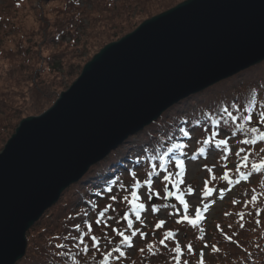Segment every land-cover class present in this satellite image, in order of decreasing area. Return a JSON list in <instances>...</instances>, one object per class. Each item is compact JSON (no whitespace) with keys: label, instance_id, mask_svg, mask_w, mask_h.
<instances>
[{"label":"water","instance_id":"95a60500","mask_svg":"<svg viewBox=\"0 0 264 264\" xmlns=\"http://www.w3.org/2000/svg\"><path fill=\"white\" fill-rule=\"evenodd\" d=\"M264 62V0H185L105 45L0 153V264L89 170L190 96Z\"/></svg>","mask_w":264,"mask_h":264},{"label":"trees","instance_id":"16d2710c","mask_svg":"<svg viewBox=\"0 0 264 264\" xmlns=\"http://www.w3.org/2000/svg\"><path fill=\"white\" fill-rule=\"evenodd\" d=\"M184 0H24L23 4H28L27 9L18 0H0V54L3 60L8 63V71L4 76H8L7 81L9 85L6 86L4 92L0 93V130L4 129L6 125L10 124L12 119L22 120L30 116L26 111H18V109L9 102V96H14L21 86L26 85L28 88L26 105L29 106L33 115H40L46 111L57 99L60 92L64 91L66 87L61 81L52 83V86L45 85L38 77L33 78L24 77L26 75L17 73L21 71V66L26 62V57L40 55L43 46L52 48L54 41H60V36L64 33L74 35L80 34V37L88 35L94 42L90 46L84 47L82 55H76L72 50L73 44H67L68 52L65 54L70 56L69 63L83 58L87 52H91L94 56L103 46L112 42L118 36H123L128 32L126 29L130 28L135 17L133 13L152 14V10H158V13L170 9ZM149 2L150 6L146 4ZM141 4V6H140ZM19 6V7H17ZM24 8L25 12L20 14L21 17L28 15L29 19H33L37 31L34 28L28 30H21L18 24L15 23L16 9ZM138 8L140 10H138ZM105 9V10H104ZM151 12V14H150ZM131 14V16H130ZM49 15L52 18L48 17ZM22 19V18H21ZM17 20H20L17 19ZM57 21L60 24L59 31L56 35L49 36L48 30L51 27L50 22ZM11 22V23H10ZM117 23V24H116ZM90 27V28H89ZM132 29L135 28L131 27ZM6 30L8 34H6ZM55 34V33H54ZM9 39L13 46H8L7 49L3 47V40ZM28 45L32 51L28 54ZM90 50V51H89ZM54 53L53 56H55ZM91 55V56H92ZM77 56V57H76ZM90 56V57H91ZM89 57V58H90ZM53 58V57H52ZM87 59V61L89 60ZM46 64L50 62V58H46ZM68 63V64H69ZM30 65L28 64V67ZM37 62L31 68L36 67ZM58 71V70H56ZM70 78L69 74L65 75ZM31 79V80H30ZM72 82L73 78L67 79V82ZM13 85H10L11 83ZM70 82V83H71ZM10 86H14L13 90ZM20 94V93H18ZM233 97H241L242 102L247 103L248 99H257L258 104H264V62L258 66L250 68L243 73L237 74L233 78L225 80L206 91L191 96L179 104L168 109L163 113L157 121L150 124L141 132L127 139L109 157L101 163L93 166L89 172L77 184L68 188L61 196L59 202L52 207L57 209L56 214L50 217V220L44 225V231L37 236L33 234L35 226H41L49 214L47 211L44 216L34 225V227L27 232V249L24 258L17 264H100L101 256L94 250L90 249V254L80 253L78 258L73 261L72 258L57 259L54 256V249L50 247L51 237L59 235L64 232L65 217L71 215L73 211H79L82 205H86L89 197L96 200L94 193L99 190L101 186L105 185L106 181L115 180L118 177L123 180H128V175L125 174V169L133 166L134 160L140 159L141 167L133 170L141 171L144 178L146 170L150 169L149 164L143 157H141L142 149L158 148L159 141L165 140L167 136L175 135V140H168L167 144L182 143L184 137L178 132L179 127L185 130L192 129L194 132V139L200 138L201 135H206L199 125L206 124L205 116L211 115L210 109L224 106L226 102L230 103ZM258 115L259 108L255 109ZM13 120V121H14ZM12 126V124L10 125ZM7 129V128H6ZM199 140V139H198ZM232 140V148L236 150L242 145L237 143L236 138ZM195 153L200 145L197 143ZM248 147V151L252 153L251 160H257L260 155L259 149L264 148V143L244 146ZM189 154V147L184 149ZM214 165L220 169L215 176L220 177L223 174L222 164L219 161V151L214 152ZM150 151H145L144 156L150 155ZM198 156V155H196ZM237 158L232 156L227 162L228 167L232 169V175H235V164ZM155 163V161H153ZM146 166V167H145ZM171 169V166L169 167ZM205 179L209 178L210 174L205 170ZM194 185V184H193ZM209 187L220 189L234 188V196H230L224 203V208L219 214V220L213 221L206 231L200 232L191 226L182 225L177 226L174 219L170 218V224L166 223V228L157 230L155 235L152 234L154 224L158 221L155 219V214L152 219L149 237L144 240L138 238V244L132 249L134 254L128 255L126 251V258L114 262V264H151L149 259L151 255L147 253H140L139 249L145 247L148 243L154 244L155 256L159 264H163L162 257H165L164 263L173 264L172 253L161 247L158 243L161 234L164 230H173L179 234L177 228L187 230V232L177 240L182 246V250L189 243L193 246V253L188 254L184 250L182 261L187 260L188 264H198L199 253H204V264H264V174L254 173L249 177L248 181L241 182L236 185H228L225 181L217 179L209 184ZM203 189V186L201 187ZM123 195L124 193L121 192ZM252 195H257L258 199L255 204L250 202ZM245 201H248L245 206ZM108 203L106 199L99 202L102 207ZM125 208V207H124ZM169 208V207H168ZM168 208H164L165 210ZM124 211V209H123ZM49 212V213H48ZM166 212H168L166 210ZM259 213V214H257ZM131 216V214L129 213ZM153 215V214H152ZM241 216L243 217L241 219ZM244 227L241 228L240 225ZM220 226V229L217 228ZM200 227L201 222H200ZM51 229V231H50ZM222 229V231H221ZM96 235L102 234L101 228L94 229ZM110 231V230H109ZM225 235L231 237V241L224 238ZM203 236V239L198 237ZM209 238L210 240H206ZM118 239V238H117ZM87 242V241H86ZM208 247L205 248L204 245ZM212 245L218 249L217 252L212 251ZM174 247V244L169 242V248ZM74 252L76 250H73ZM209 253V254H208ZM92 255V259L87 261L86 256ZM154 257V258H155ZM151 260V259H149ZM156 262V260H155ZM156 264V263H155Z\"/></svg>","mask_w":264,"mask_h":264},{"label":"snow or ice","instance_id":"6c2138e0","mask_svg":"<svg viewBox=\"0 0 264 264\" xmlns=\"http://www.w3.org/2000/svg\"><path fill=\"white\" fill-rule=\"evenodd\" d=\"M257 99H248L247 103H244L241 97H233L230 103L226 102L224 106L214 110L210 109L211 115L205 116L206 124L199 125L206 135L196 141L200 145L197 154L207 158L208 155L218 150L219 161L224 162L222 164L224 171L220 177L213 174L215 165L205 164L203 166L204 170L210 174L209 178L205 179L202 189L203 208L197 207L194 213L190 214V206L185 197L193 195L195 190L190 185L185 188L181 187L185 184L184 158L195 160L197 156H188V153L184 151L188 147L186 143H172L168 146V140L174 141L176 137L175 135L167 136L165 140L157 142L158 148L142 149L141 157L151 164L143 179L138 178V172L133 170V168L141 167L140 159H136L133 166L125 169V174L130 177V183L126 184L118 177L115 180L106 181L105 185L94 193L96 197L109 201L108 203L101 207L98 200L89 197L87 204L82 205L79 211L74 210L71 215L65 217L64 232L51 237L54 243H51L50 247L54 249V256L57 259L72 258L75 261L80 253L90 254L91 249L100 254V264H114V262L126 258L125 249L134 247V238L138 236L144 240L148 236V233L142 230L146 227L142 213L149 209L155 214L161 208L172 207L175 211L169 212V215L178 217L177 224L186 222L202 233L203 228L200 227V221L203 217L201 213L207 211L210 205L205 201L212 197L216 191L215 188L209 187L212 181L221 179L228 185H238L242 181H248L254 173L264 174V155H260L257 160L250 161L252 153L248 151V147H244L264 143V104H258ZM256 108H259L258 115L255 112ZM191 131L192 129L178 128V132L189 140H191ZM233 138H236L237 143L242 147L233 150L230 146V140ZM145 151H150L151 154L144 156ZM259 152L264 153V148H260ZM232 156H235L238 161L235 164L234 176L227 163ZM169 165H172L171 169ZM156 183L163 184V195L160 190L154 187ZM230 190L222 189L220 198L223 199L224 191ZM121 192L124 193L122 196ZM169 198H173L176 203L173 205L162 203L159 207L152 203L154 200L167 201ZM257 199V195H252L250 202L255 204ZM117 204L125 205L123 213L116 207ZM247 204L248 201H245V206ZM136 223H139L140 227H135ZM166 223L167 221L164 219L158 220L152 229L153 236L157 230L164 229ZM240 227L243 228L244 225L241 224ZM95 228H101L102 234L96 235ZM217 228L220 229V226L217 225ZM176 237L175 231L166 229L162 232L158 243L173 254V264H188L187 260L182 261V256L184 250L188 254H192L193 246L189 243L182 250ZM224 238L231 241V237L228 235H225ZM198 239H203V236ZM169 242L173 243L174 247L169 248ZM154 247L153 243H148L146 248L141 247L139 252L143 254L147 251L154 257L157 255ZM204 247L207 248L208 245L205 244ZM212 251H218L215 245H212ZM198 264H204L203 251L199 253Z\"/></svg>","mask_w":264,"mask_h":264},{"label":"rangeland","instance_id":"374dc122","mask_svg":"<svg viewBox=\"0 0 264 264\" xmlns=\"http://www.w3.org/2000/svg\"><path fill=\"white\" fill-rule=\"evenodd\" d=\"M18 1L20 3L19 6H21V4H22L25 7V9H27L29 2L28 3L26 2V4H23L24 0H18ZM146 4L150 6L149 2H146ZM19 6H17V7H19ZM140 6H141V4H140ZM175 6H173V7H175ZM138 10H140V9L138 8ZM167 10H169V9H167ZM167 10H164V11H167ZM15 11L19 15L15 16L14 21L16 24H18V26L21 28L22 31L25 29L30 30L32 28H34V31L38 30V27L35 26L33 19H29L28 15H25V17H21L22 15L20 16V14H23L25 12L24 8L16 9ZM164 11H162V12H164ZM162 12H160V13H162ZM154 13H157V14H154ZM160 13H158V10H152V14H154V15H151L150 17H148V14H144V13H138V14L133 13L132 16H133V18L135 17V21H133L130 28L125 30V32H128L125 35L133 32L145 20H148V19H150V18H152V17H154ZM150 14H151V12H150ZM130 16H131V14H130ZM48 17L52 18L51 15H49ZM19 18H20V20H17ZM50 25H51V27H49V30H48V34H50L49 36L56 35L57 31H59L60 24H58L57 21L54 20V21L50 22ZM134 26H135V28L132 29L131 27H134ZM6 34H8L7 30H6ZM79 35L80 34L74 35L73 33L66 35L64 33L62 36H60L59 42L58 41L52 42L53 43L52 48H47L46 46H43L41 48V51L38 50V53H40V55L35 53L34 56L26 57V62L23 64V66H21V71L19 73H17V76L19 74L26 75L24 77H29V78H33L34 76H36V78L38 77L45 85H48L49 87L52 86V83H56V81L58 80V81H61L63 83L64 87H66V89L64 90V91H66L69 88V86L80 75V72H81L82 68L84 67V65L93 57L91 52H87V54L84 55L83 58H81L78 62H77V60L76 61L74 60L73 63H69L70 56L65 54L66 51L68 52V50H66L68 43L71 42V45L73 44L72 50L75 52L76 55L77 54L82 55V50L84 49V47H86V46L88 47L94 42V40L92 38L89 39L88 35H84L83 37H80ZM123 36H121V37L118 36V38H116V40L122 38ZM116 40L114 39L113 41H116ZM3 43H4L3 47L5 49L8 48L7 45L13 46V43L11 41H9V39H7L6 42H4V40H3ZM31 51H32V49L28 45V50L26 52L28 54H30ZM54 53H56L55 56H53ZM48 57L50 58V62L48 63V66H47L45 64H46V60H47L46 58H48ZM88 58H89V60L87 61ZM36 62H37V66L31 68V66ZM28 64L30 65L29 67H28ZM8 69L9 68H8L7 61L3 60V58L0 54V93L4 92V89H6V86L9 85L7 81H13V79L8 80V76H4V74L7 73ZM56 70H58V71H56ZM66 74H69L70 78H73V81L72 82L70 81L71 83L67 82V79H70V78H66L65 77ZM13 84L14 83L12 82L10 85H13ZM10 87L12 90L14 88H16L14 86H10ZM27 91H28V88L26 85L21 86L19 88L18 92H16L14 94V96L8 97L9 102L13 106H15L18 109V111H20V112L26 111V113L28 115L31 114L30 117L36 116V115H33V112L30 110L29 106L25 104V102L27 101V97H26V99L24 97H25V94H27ZM64 91H62V92H64ZM18 93H20V94H18ZM25 118H27V117H25ZM13 120L14 119H12V121H10V124L6 125L4 129L0 130V153L3 150L7 141L15 133V130L19 126V123L22 121L19 119H16L14 121ZM11 124H12V126H10ZM193 133H194L193 131L190 132L191 140L187 141V143L190 145L189 146L190 153H192L193 150L196 149V147L198 146L196 141L198 139H202L205 136V135H201L200 138L194 139ZM230 146H232V140H230ZM233 150H234V148H233ZM235 150H236V148H235ZM214 154H215L214 152L211 153V155H208L207 158H205L204 156H200V157H197L195 160L184 158L185 159V166H186V174L184 176L185 182L189 183V185L194 186L196 189L193 195L185 197L186 200L188 201L189 205L191 206V213H194V211L197 207L203 208V202H202V198H201L202 197V190L200 188L201 182H203L202 180L205 177V172H204L203 166L205 164H207L209 166L214 165L213 164L215 162V161H213V159H214L213 155ZM170 166L172 168V165H169V167ZM217 166L218 165L215 164V167L213 169V173H215V174L218 171ZM201 169L203 170V173H202ZM137 172H138V178H141L143 173L139 170H137ZM127 178H128V180H123V182H125L126 184L131 182L130 177L128 176ZM155 185H158V183H156ZM218 189H220V188H218ZM158 190H160V189H158ZM160 191H161V195H163V188ZM234 194L235 193H232L230 195L229 193H225V194H223V199H221L219 194L216 195L214 193L213 196L210 197V199L208 201H205L210 206L208 207L207 211H202V213H201V215L203 217V219H202V221H203V232L206 231L208 227H210V225L212 224L213 221L215 222V221L219 220L218 217H219V214L221 213L222 209L225 206L224 203L229 199L230 196H234ZM120 195L122 196L121 193H120ZM97 200H98V202H100L102 200V198H98ZM107 202H109V201H107ZM152 203H154L157 207H159L162 203L166 204L165 201H161V200H154ZM172 204H173V201H172V199H170L168 205H172ZM116 207L119 210L125 209L124 208L125 205H123V204H117ZM171 208L172 207H169L166 210L167 211L169 210V212L170 211L174 212L173 210H175V209L172 208V210H170ZM56 211H57V209L50 210L49 212L52 213V215L49 214L47 219L44 220V222H43L44 224L41 226H38V225L35 226V228H37V229H34V231H33L34 235L37 236L38 234H40L41 232L44 231V228H43L44 225L50 220L51 216H54L56 214ZM148 211L149 212H147L143 215L145 225L150 224L149 219H152V217L154 216V215H152V212L150 209ZM163 211L164 210L161 208L159 212L155 213V215H157V216H155V219L156 220L158 218L164 219L167 221V224H170V218H172V216L169 215V212H163ZM121 213H123V211H121ZM122 223H123V221H122ZM142 230H144L146 233H148V232L151 233L149 226H146ZM177 230L179 231V234L177 235L176 239L180 238L182 236V234L184 235L187 232V230L183 231L180 228H177ZM50 231H51V229H50ZM147 237H149V234ZM206 240L209 241L210 239L206 238ZM136 243L138 244V240H137V242H136V240L134 241V246L135 245L137 246ZM128 253L131 256H132V254H134L133 251H130ZM154 257L150 256L149 259H151V260H149V259H145V260L150 261L151 264H155V263L159 264V262H157L156 257L155 258ZM86 259H87V261L91 260L92 255L86 256ZM155 260H156V262H155ZM164 260H165V257H162L161 261L163 262V264H165Z\"/></svg>","mask_w":264,"mask_h":264}]
</instances>
